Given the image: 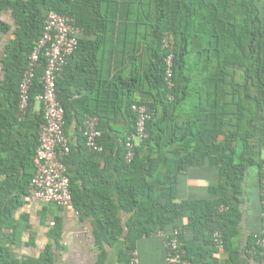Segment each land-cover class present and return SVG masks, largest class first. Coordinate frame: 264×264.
I'll return each instance as SVG.
<instances>
[{"label":"trees","instance_id":"trees-1","mask_svg":"<svg viewBox=\"0 0 264 264\" xmlns=\"http://www.w3.org/2000/svg\"><path fill=\"white\" fill-rule=\"evenodd\" d=\"M260 1L152 0L153 17L145 12L141 0L6 1L4 8L12 13L16 37L4 66L6 81L17 85L12 111L15 123L23 125L29 119L28 115L22 122L16 118L18 87L27 56L41 34L45 14L53 11L68 16L82 31L62 78L56 83V93L64 109L65 134L74 125L76 137L64 159L66 170L75 154L93 163H98L99 158L104 162L103 170L85 173L92 182L82 188L75 185L67 171L72 206L92 219L97 245L123 241L126 249L133 250L140 238L175 227L183 217L184 229L192 233L193 240L186 241L182 234L179 238L191 264L205 263L215 252L212 238L215 230L223 232L225 246L227 219L232 204L243 194L247 171L263 165L259 151L252 146L253 137L259 134L263 139V148L259 149L264 150V0L263 6L258 4ZM142 27L149 28L147 42L143 41L147 35H142ZM164 34L173 39L172 102L167 99L164 83V59L168 54L162 47ZM119 45L126 50L124 61L131 65V70L124 76L122 68L107 78L98 66L97 55L106 47ZM130 45L132 49L127 51ZM191 56L203 63L207 71L212 60L218 61L217 72L206 80V86L216 88L217 93L208 95L206 104L210 105L192 110L183 109L192 96V78L188 73ZM144 58L146 65L142 63ZM228 69L234 73L231 86L236 112L233 113L220 104L224 96L221 86L228 85L224 78ZM240 72L244 79L243 98L252 104L250 108L241 105V95L236 96L240 92L236 87L240 85L237 86L234 75ZM42 73V68L36 71L30 106L42 93ZM81 90L89 91L90 96L73 99ZM136 93L141 95L138 100L134 99ZM132 104L144 105L152 116L146 125L148 137L135 147L132 161L126 163L124 144L135 124ZM183 114L193 117L179 123L178 116ZM231 115L236 118L235 123L229 121ZM86 116L99 119L101 153L89 151L79 133ZM247 116L251 120L244 123ZM226 118L229 120L225 121ZM42 123L41 113L34 123L35 149ZM244 126L252 135L242 130ZM220 137L223 139L218 142ZM114 138L120 140L117 152ZM205 161L218 170V185L210 189L218 199L177 202L180 174ZM32 167L31 178L33 162ZM220 206L228 210L219 213ZM121 211L130 215L124 221V229L118 217ZM197 241L203 243L201 248L195 246Z\"/></svg>","mask_w":264,"mask_h":264},{"label":"crops","instance_id":"crops-1","mask_svg":"<svg viewBox=\"0 0 264 264\" xmlns=\"http://www.w3.org/2000/svg\"><path fill=\"white\" fill-rule=\"evenodd\" d=\"M6 1L9 0H0V264H129L130 250L126 249L123 241L97 245L91 218L76 212L73 206L58 207L34 200L29 195V181L33 174L31 158L36 144L34 123L40 116L41 109L39 103L34 102L27 123L21 125L14 121L12 111L17 85L6 81L7 72L4 66L5 61L8 60V50L16 37L13 35L12 13L4 8ZM9 26L11 29L6 30ZM131 49L132 45L127 51ZM125 51V48L119 45L106 47L98 53L97 63L105 77H112L122 68L124 76L129 75L131 65L127 60L124 61ZM143 61V65H146L147 59L144 58ZM217 63V60H212L207 71L203 63L199 62L191 84L192 106H188V101L183 109L191 107L192 110L197 106L210 105L209 102L206 104V99L213 92L216 94L217 89L207 87L206 80L208 76L217 72ZM227 73L224 78L228 85L221 86L224 96L220 104L229 113H233L236 112L231 86L234 73L231 69H228ZM234 76L237 86L240 85L239 88L236 87L240 91L236 96L241 95L243 99L240 100L241 105L250 108L252 104L243 98V73H236ZM144 89L147 90L146 84ZM89 96V91L81 90L80 95L74 96L73 99ZM140 98V93L134 95V99ZM88 102V106L91 107L92 101ZM211 104H213L212 100ZM191 117L193 116L190 114L179 115L178 121L180 123ZM230 118V120L226 118L225 121L229 120L233 123L237 121L233 115ZM250 120L251 117L247 116L243 122ZM242 130L252 135L249 128L244 126ZM67 136L70 145H74L76 143L74 125ZM253 138L252 146L259 151V158L264 160V150L259 149L263 145V139L259 134ZM222 139L220 137L218 142ZM113 142L117 152L120 140L114 138ZM103 169L102 158L98 159V163H93L88 161L87 157L75 154L67 171L74 178L75 185L82 188L92 182L85 173ZM218 182V170L208 161L188 167L178 179L177 202L216 201L218 197L211 194L210 189L217 186ZM261 209L260 169L258 166H253L245 176L243 194L232 204L231 214L227 219L228 226L225 229L227 239L224 248L215 249L207 261L201 264H259L249 250L254 236L261 228ZM118 217L122 220L121 225L124 229V221L130 215L121 211ZM185 224L186 219L182 217L176 222L175 227H168L149 237L140 238L135 245L139 264H167L164 238L161 233L177 231L186 241L191 242L193 235L184 229ZM195 246L201 248L203 243L197 241Z\"/></svg>","mask_w":264,"mask_h":264},{"label":"built area","instance_id":"built-area-1","mask_svg":"<svg viewBox=\"0 0 264 264\" xmlns=\"http://www.w3.org/2000/svg\"><path fill=\"white\" fill-rule=\"evenodd\" d=\"M81 29L75 21L53 11L45 14L41 34L27 56L26 67L18 87V112L16 118L22 122L32 111L30 106V92L33 87L36 71L43 69L40 83L42 93L35 97L39 103L43 123L38 129V145L32 159L34 175L29 182V195L32 199L54 204L58 207H71L72 198L70 182L64 159L70 153V141L64 131V109L58 102L56 83L62 78L68 59L73 55L78 45V36ZM162 47L168 54L164 59V83L167 90V99L174 100L173 92V39L164 34ZM130 110L135 117L134 130L125 141V162L130 163L134 157V149L148 135L146 125L152 113L144 106L132 104ZM264 123V117H263ZM85 146L89 151L101 153L103 147L99 143L102 133L99 130V119L86 116L79 128ZM260 199H261V228L254 236L249 253L254 256L259 264H264V160L260 168ZM227 207L220 206L219 213L226 212ZM167 254V264H191L186 256L184 244L179 238V233H161ZM216 249L224 248L223 232L215 230L212 235ZM129 264H139L138 254L135 249L130 250Z\"/></svg>","mask_w":264,"mask_h":264},{"label":"rangeland","instance_id":"rangeland-1","mask_svg":"<svg viewBox=\"0 0 264 264\" xmlns=\"http://www.w3.org/2000/svg\"><path fill=\"white\" fill-rule=\"evenodd\" d=\"M143 3H144V5H145V12L149 15V16H151V17H153V2H152V0H141ZM260 6H263V0H261L260 1V3H258ZM220 11H221V8H220ZM206 13H209V11L207 10L206 11ZM208 29H209V27H207V31H208ZM148 32H150L149 31V28L148 27H142V29H141V33H142V35H143V33H146V35H147V37L143 40L144 42H147L148 41V39H149V35L147 34ZM199 61L196 59V58H194V56H191L190 58H189V61H188V65H189V71H188V73H189V75L191 76V78H194V73H196V71H197V69H198V65H199V63H198ZM193 84V83H192ZM193 88V87H192ZM191 90H193V89H191ZM191 96V95H190ZM188 106H192V96L189 98V103H188ZM190 110H191V107H190Z\"/></svg>","mask_w":264,"mask_h":264}]
</instances>
